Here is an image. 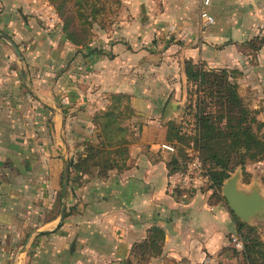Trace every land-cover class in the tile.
I'll list each match as a JSON object with an SVG mask.
<instances>
[{"label": "crops", "instance_id": "1", "mask_svg": "<svg viewBox=\"0 0 264 264\" xmlns=\"http://www.w3.org/2000/svg\"><path fill=\"white\" fill-rule=\"evenodd\" d=\"M83 3L78 43L58 0H0V264H238L244 221L222 187L169 191L189 146L168 137L187 63L227 70L264 114V0H214L209 27L201 0Z\"/></svg>", "mask_w": 264, "mask_h": 264}, {"label": "trees", "instance_id": "2", "mask_svg": "<svg viewBox=\"0 0 264 264\" xmlns=\"http://www.w3.org/2000/svg\"><path fill=\"white\" fill-rule=\"evenodd\" d=\"M68 37L71 40H74L78 43H82L83 40L77 38V34L74 31H68ZM198 66V64L187 63L186 65V73L188 77V81L190 86H194L189 88V103L186 108V118L184 121H181V124L178 128H173V132L171 133L173 136L168 138L177 139L179 143L183 140V137L189 136L188 131L190 129V125L193 124L192 129L194 130L191 135H195L196 145L200 148L201 152L203 149L205 151L211 152L215 150V146L219 142V152L213 153V158H219V166L224 167L225 169L222 171L218 169H213L207 166L206 158L203 156L202 158L205 162V165L208 169V172L211 176V187L214 189L220 190L223 184V181L229 177V172L227 171L228 167L226 165V160H222L221 158V150L223 146H227L230 148L233 154L239 153V159L245 160V155H250L252 159H259L261 156H264V140L260 137L258 130L255 129L254 124L259 125V129L264 126V122L257 120L255 117L249 119L252 111L242 103V98L237 92V85L235 82L230 81V75L227 70H219L218 71H207L204 70L203 67ZM195 70H199V74H195ZM215 78H214V77ZM221 81L220 90L216 91V97L219 96V100L224 103H228L229 105H238L239 106V121L238 123L229 122L226 127L221 125H217L216 121L213 120L211 114L206 112L203 108V103L207 97L209 91L211 92L210 97H215L213 95L215 83ZM197 85L200 88V94L203 98L202 101L200 99H195V96H198ZM205 85L209 86V89H205ZM219 113V118H223L224 115ZM102 119L100 123L103 126V133L105 136L114 137L115 132L121 131L120 128L115 126L117 121V116L114 113H108L99 117ZM186 130V131H185ZM231 138V139H230ZM112 143H109V145ZM241 148L245 150V153H241ZM255 151L252 153V150ZM235 152V153H234ZM228 160V159H227ZM177 162V161H176ZM244 162V161H242ZM183 163V162H182ZM181 163H174L172 166L171 172L179 169L181 167ZM233 169V168H232ZM248 229L249 231H253L254 227L248 225L245 222H239V230L240 236L243 238V230ZM245 241V251L241 254L245 260H247L250 264H255L252 262V251H254V247H256L260 242L252 240V243H249L250 238L245 236L243 238Z\"/></svg>", "mask_w": 264, "mask_h": 264}, {"label": "rangeland", "instance_id": "3", "mask_svg": "<svg viewBox=\"0 0 264 264\" xmlns=\"http://www.w3.org/2000/svg\"><path fill=\"white\" fill-rule=\"evenodd\" d=\"M59 4H62V12L65 13V21L67 24L68 28H71L70 30L73 31L77 34V38L81 39L83 41H87L91 35H93V32H87V31H81V29L87 28V23L85 22L84 19L88 20L87 17L82 16V12L86 13L87 5H84L83 0H58ZM84 20V22H83ZM84 23V27H82L81 23ZM79 25V26H78ZM79 27L80 31L78 30ZM73 29V30H72ZM198 66L203 67L204 70L207 71H218L219 73V68H207L204 65H199ZM199 68V69H200ZM196 75L199 74V70L194 71ZM214 77V76H213ZM215 78V77H214ZM230 81L235 82L237 85V92L242 98V103L244 106L249 108L252 111L251 115L249 116V119L255 117L257 120L264 122L262 119H264V114L259 115V113L256 110H253L251 107L253 106L254 102H256L253 97L250 96V91L246 88L240 87V84L237 83L236 78L235 79H230ZM220 84L221 81H218L215 83V88L213 92V95L215 97H210L211 92L207 94V97L203 103V108L206 110V112L211 114V117L213 118L214 121H216L217 125H221L223 127H226V125L231 122V123H238L239 121V106L238 105H229L228 103H224L221 100H219V96L216 97V91H219L220 89ZM194 86H191V88ZM205 89H209L208 85L204 86ZM198 89V96H195V99H200V101L203 100L201 94H200V88L197 85ZM189 103V100L188 102ZM185 107V111H186ZM184 111L183 115L185 117L186 112ZM221 111H223V118H219V113L221 114ZM181 117V116H180ZM186 118V117H185ZM184 118V119H185ZM182 120V122L184 121ZM102 119H99L101 121ZM255 129L258 130V133L260 137L264 140V126L259 129L258 124H254ZM231 139V138H230ZM180 144H183V146H192L198 149L202 155L206 158V163L208 167L218 170H224V167L219 166V158H213V153L219 152V142L217 145L214 147L215 150L208 152L203 149L201 152L200 148L197 147L195 135H189L188 137L185 136L183 137V140L180 142ZM255 151L252 150V153ZM221 158L222 160H226V165L228 167L227 171L229 172V177L231 178L235 175H239L240 181H239V187L240 189L251 192L255 188L261 189V192L264 196V156H261L259 159H252L250 155H245V160H240L239 159V153L233 154L232 151L230 150L229 147L223 146L221 150ZM235 153V152H234ZM241 153H245V150L241 148ZM185 155V152H184ZM228 159V160H227ZM244 161V162H242ZM233 168V169H232ZM226 178V179H228ZM221 193V192H220ZM252 227H254L253 231H249L247 228L243 230V238L245 236L249 237V243H252V240L255 239V241L260 242L256 247H254V251H252V262H255V264H264V214L263 215H258L253 217L250 220V223L248 224ZM22 240V239H21ZM20 245L22 244L21 241L19 240ZM105 255H108V251H102ZM101 255L102 257H105L103 261L98 260L96 264H107L106 260H109L110 257ZM238 256V262L241 263L243 261H247L244 259L242 255H237ZM24 254H22L20 258V263L23 262L24 260ZM110 264V263H109Z\"/></svg>", "mask_w": 264, "mask_h": 264}, {"label": "built area", "instance_id": "4", "mask_svg": "<svg viewBox=\"0 0 264 264\" xmlns=\"http://www.w3.org/2000/svg\"><path fill=\"white\" fill-rule=\"evenodd\" d=\"M213 1L201 0L200 16L202 24L206 27L215 23V17L209 10ZM161 148L169 152L177 151L176 145L171 143H163ZM184 152L185 158L182 166L168 175V189L172 193L179 192L184 196H190L204 187H209L212 180L200 151L189 146ZM232 243L240 254L245 251V241L240 235L233 236ZM238 264L250 263L243 261Z\"/></svg>", "mask_w": 264, "mask_h": 264}, {"label": "water", "instance_id": "5", "mask_svg": "<svg viewBox=\"0 0 264 264\" xmlns=\"http://www.w3.org/2000/svg\"><path fill=\"white\" fill-rule=\"evenodd\" d=\"M239 181V175L225 179L222 193L233 213L244 222L249 223L253 217L264 214V196L259 188H255L251 192L240 189ZM66 187L67 181L65 189Z\"/></svg>", "mask_w": 264, "mask_h": 264}]
</instances>
